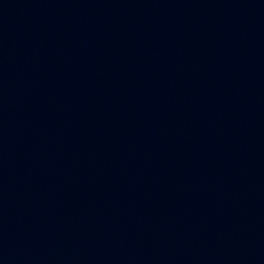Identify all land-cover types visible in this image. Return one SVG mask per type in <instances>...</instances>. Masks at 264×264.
<instances>
[{"label": "water", "instance_id": "95a60500", "mask_svg": "<svg viewBox=\"0 0 264 264\" xmlns=\"http://www.w3.org/2000/svg\"><path fill=\"white\" fill-rule=\"evenodd\" d=\"M0 264H264V0H0Z\"/></svg>", "mask_w": 264, "mask_h": 264}]
</instances>
